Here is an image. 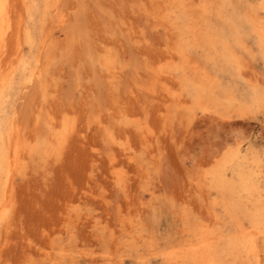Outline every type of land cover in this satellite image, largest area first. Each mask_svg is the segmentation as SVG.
Returning a JSON list of instances; mask_svg holds the SVG:
<instances>
[{"label":"rangeland","instance_id":"374dc122","mask_svg":"<svg viewBox=\"0 0 264 264\" xmlns=\"http://www.w3.org/2000/svg\"><path fill=\"white\" fill-rule=\"evenodd\" d=\"M54 1L8 2L0 264H161L197 232L225 239L211 181L233 180L238 149L264 199V48L256 22L232 36L219 13L264 25V0Z\"/></svg>","mask_w":264,"mask_h":264},{"label":"bare ground","instance_id":"6f19581e","mask_svg":"<svg viewBox=\"0 0 264 264\" xmlns=\"http://www.w3.org/2000/svg\"><path fill=\"white\" fill-rule=\"evenodd\" d=\"M55 1H54V3H55ZM8 2H9V0H0V54L2 53L3 48H5L7 46V44H8V43H5V40H7L6 39L7 32L10 31V30L12 31V25H13L12 24L13 23V20H12L11 15L9 14V10H8V5H9ZM221 4L223 5L224 2H222ZM262 4H263V2L261 3V5ZM178 5H177V7H178ZM219 6H221V5H219ZM25 7H26V13H27V15L29 14L28 16L31 17V13H32L31 12V8H28L27 6H25ZM177 9H179V8H177ZM262 9H264V8H262ZM261 10H260L259 13H261ZM180 11H182V10L179 9V12ZM233 11H235V10H232L231 14L227 13L229 15H227V14L225 15V12H227V9H226V11H224V9H222L221 12L219 13V16H220L219 18H221V21H223V23L226 24L228 27L232 28V30H231L232 36H237L238 33H239V30H237V29H239L240 27L244 26V24H247L248 23V24L252 25V28H256V25L254 23V22H256L257 23V27H260V30L258 31V34L260 35L259 36V40L260 41L258 42V46L263 51V48H264V25L262 23H260V21H256L254 18L253 19L246 18L247 17L246 15H241L239 17L237 15H233L234 14ZM263 16H264V14H263ZM183 18H185V16ZM188 19H189V17H188ZM20 21H22V20H18L16 22V24H18V25L15 26L16 29L18 30V31H16L17 34H18L19 30H22V24H21ZM193 26H192L193 29L197 27L195 24ZM188 28H190V27H188ZM26 29L27 28H25V30ZM185 29L186 28L184 27L183 30H185ZM13 32H15V29H14ZM192 32H193V30H192ZM205 32H203L204 35H206V34L209 35L208 33L205 34ZM212 32H211V34H212ZM199 34H202V33H199ZM203 38H204V36H203ZM213 42L216 43V41H211L209 44L211 45ZM47 45H49V43ZM220 47L221 48H224L225 45L224 46H220ZM259 48H258V50H260ZM228 50H229V48H228ZM224 52H227V51H224ZM212 60H214V59H212ZM1 61L2 60H0V62ZM47 61H48V58H47ZM1 63H0V99L3 97L2 95H3V92H4L5 88H7V86L9 87V83H10L11 78H12V75L14 73V66H13V64H11V63L10 64H8V63L5 64L4 62H3L4 64L3 63L1 64ZM34 75H30L26 80L29 81V82L32 81L33 80L32 77ZM204 80H203V82H204ZM44 85H45V83H44ZM191 86H193V83L191 84ZM41 89H42V87H41ZM191 90H192L191 92L194 95L193 101L195 100L196 102L195 101L194 102H195V104L197 103L198 106L201 105V104L202 105H205L206 103L209 104L210 102H212L211 101V97L209 95V92H208L207 88H205V86L203 84H200V82L198 84H196V85L194 84V87H192ZM253 92H254V90H253ZM224 93H225V91H224ZM253 96H254V94H253ZM215 101H216V99H215ZM45 103H46V101H45ZM2 110L0 112H2ZM47 128H48V126H47ZM1 137H2V134H1V129H0V141L2 139ZM9 137H11V136L10 135L8 136V140L6 142V146H8L10 148V146H12V145H11V141H9ZM15 142H16V140H15ZM14 146H16V145H14ZM241 154L242 153L240 152L239 149H238V151H236L234 153V158H236L238 161L235 164V166H232L231 167V169H233L231 171V174H232V177H233V180L232 181H229L228 180V182H225L224 176L220 175L219 173L217 174L216 172L214 173V171H213V173H214V175H213V182L211 181V185L214 186L215 188H218L219 189V192L222 194V196L225 199L224 200L225 202L223 204V207L225 208V212L228 215V218L232 222L233 231L230 232V233H228V235H226V238L225 239H223V237H219L220 239H218V237H215L212 232H207V233H206V231H204V232H197L196 235H195V238H193V240H190V241H187L186 240V242H180L174 249H171V250L169 249V252L168 253H163L161 255V256H163L162 259H161V264H262L263 263V261H264V199H262L263 196L261 195L263 192H262V189H260V186L258 185V182H255V181H253L250 178L251 177L250 176L251 174H249L247 171H241L240 170V169H247L249 167V163L251 162L250 161L247 164L246 163L247 162L246 161L247 160L246 154L245 155L244 154L241 155ZM16 155L17 154L15 153L14 156L16 157ZM2 159H3V155H2V152L0 150V161ZM12 160H13L14 166L16 167V165H17V162L16 161L17 160L16 159L15 160L12 159ZM251 160H254V159L252 158ZM232 161L234 162V160H232ZM231 164H230V166H231ZM215 165H216V163H215ZM14 166H12V167H14ZM223 166H224V168L226 167L225 165H222V168H223ZM228 168H229V166H228ZM248 169H253V168H248ZM220 170L221 169H219V171ZM224 170L225 169H223V171ZM228 171L226 170V172H228ZM252 175H253V173H252ZM209 176H211V175L209 174ZM203 178H206V177H203ZM210 178H209V180H210ZM228 178L230 179L229 176H228ZM202 180H206V179H202ZM203 185H205V184H203ZM262 187L264 188V186H262ZM3 188H5V187L3 186ZM238 192L242 193L243 196L238 195ZM244 221L248 225L246 228H243V222ZM190 226H191V224H190ZM168 248H170V246H168Z\"/></svg>","mask_w":264,"mask_h":264}]
</instances>
